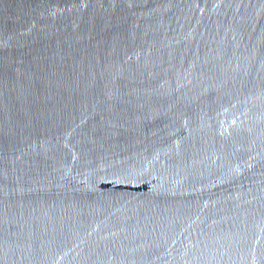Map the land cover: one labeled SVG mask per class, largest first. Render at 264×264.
Listing matches in <instances>:
<instances>
[{
    "label": "water",
    "instance_id": "1",
    "mask_svg": "<svg viewBox=\"0 0 264 264\" xmlns=\"http://www.w3.org/2000/svg\"><path fill=\"white\" fill-rule=\"evenodd\" d=\"M0 264H264V0H0Z\"/></svg>",
    "mask_w": 264,
    "mask_h": 264
}]
</instances>
